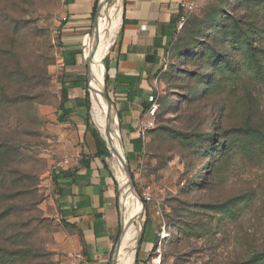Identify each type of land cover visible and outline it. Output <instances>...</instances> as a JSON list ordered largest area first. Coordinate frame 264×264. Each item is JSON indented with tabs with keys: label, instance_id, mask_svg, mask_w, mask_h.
Wrapping results in <instances>:
<instances>
[{
	"label": "rangeland",
	"instance_id": "obj_1",
	"mask_svg": "<svg viewBox=\"0 0 264 264\" xmlns=\"http://www.w3.org/2000/svg\"><path fill=\"white\" fill-rule=\"evenodd\" d=\"M64 16V0H0V255L8 257L0 264H67L53 176L70 159L68 143L80 141L77 125L102 140L88 108L97 12L72 71L63 66ZM117 32L99 70L111 103L105 63ZM64 78L71 115L60 123ZM152 95L153 124L136 155L118 123L137 205L134 264H264V0H195ZM104 148L119 233V184ZM145 232L152 246L140 244Z\"/></svg>",
	"mask_w": 264,
	"mask_h": 264
},
{
	"label": "crops",
	"instance_id": "obj_2",
	"mask_svg": "<svg viewBox=\"0 0 264 264\" xmlns=\"http://www.w3.org/2000/svg\"><path fill=\"white\" fill-rule=\"evenodd\" d=\"M95 1L64 0L63 66L70 71L78 66L79 46L84 53V40L96 13L95 10L93 14ZM181 2L121 0L119 30L105 63V73L107 92L118 123L130 136L132 155L142 150V144L137 145L139 125L180 28ZM75 95L80 96L78 92ZM77 127L80 141L76 137V143H68L70 159L55 172L57 216L62 228L58 250L66 255L67 264H106L119 235L117 191L86 126ZM143 237L142 245H153V233L145 232Z\"/></svg>",
	"mask_w": 264,
	"mask_h": 264
},
{
	"label": "bare ground",
	"instance_id": "obj_3",
	"mask_svg": "<svg viewBox=\"0 0 264 264\" xmlns=\"http://www.w3.org/2000/svg\"><path fill=\"white\" fill-rule=\"evenodd\" d=\"M120 11V0H100L95 21V39L92 45L90 68L88 72V108L91 126L99 132L103 142L112 155L113 174L119 184L122 234L116 246L112 264H131L132 258L130 252L132 249L134 264L136 249V245L134 246V231L136 225L134 214L137 211V205L132 194L128 176L125 172L126 163L124 160L123 144L120 136H118L116 132L117 129L113 110L111 112L107 107L102 94L103 75L99 71L101 62L104 58L102 55L103 50L119 28ZM126 197H128L130 201L129 206L125 202ZM130 207L133 208L134 213L128 217L127 214Z\"/></svg>",
	"mask_w": 264,
	"mask_h": 264
},
{
	"label": "trees",
	"instance_id": "obj_4",
	"mask_svg": "<svg viewBox=\"0 0 264 264\" xmlns=\"http://www.w3.org/2000/svg\"><path fill=\"white\" fill-rule=\"evenodd\" d=\"M97 1H95V4H94V7H93V14L95 13V10H96V7H97ZM63 25V23H62ZM72 66V64H71ZM71 88V85L70 83L64 78L62 79V82H61V88H60V103H59V107H58V110L60 111V116L58 117V120L59 122H65V118H66V115H69V107H68V103H69V98H68V90ZM149 103V102H148ZM150 103L144 107V111H146L149 107ZM88 128V126H86ZM90 135L94 141V146H95V149H96V154L100 157H102L103 159V163H104V157L106 156V151H105V148H104V143L102 142V140L99 138L98 134H96L95 132L93 131H90ZM142 144L141 143V138L138 139L137 141V145H140ZM53 181L55 183V185L57 186V176L56 174L54 173V176H53ZM145 235V233L143 234V236ZM142 236V239L140 241V244L144 243L145 242V238ZM154 239H155V235H154ZM156 241L154 240V243L155 244ZM8 257H5L4 255H0V263L1 261L3 260H7ZM138 259V257H137ZM136 259V261H137Z\"/></svg>",
	"mask_w": 264,
	"mask_h": 264
},
{
	"label": "built area",
	"instance_id": "obj_5",
	"mask_svg": "<svg viewBox=\"0 0 264 264\" xmlns=\"http://www.w3.org/2000/svg\"><path fill=\"white\" fill-rule=\"evenodd\" d=\"M194 6H195V0H182V2L180 4V8H181V15L179 18L180 26L186 21L189 14L192 12ZM154 101H155V98L153 95H151L148 98V102L150 103V105L145 112V116H144L143 121L139 125L140 137L142 136V133H144V131L147 130L148 128H150L153 124L152 118H153L155 111H156Z\"/></svg>",
	"mask_w": 264,
	"mask_h": 264
},
{
	"label": "water",
	"instance_id": "obj_6",
	"mask_svg": "<svg viewBox=\"0 0 264 264\" xmlns=\"http://www.w3.org/2000/svg\"><path fill=\"white\" fill-rule=\"evenodd\" d=\"M98 8H99V4H98L97 9H96L97 13H98ZM96 18H97V16H96ZM95 21H96V19H95ZM95 21H94V24H95ZM93 29H94V26H93ZM92 35H93V31H92L91 35H89V36H87L85 38L84 44H83V52H86V50L88 51V45H89V42L91 40ZM102 94H103V97H104V99L106 101L107 107L110 109L111 112L113 110V114H114V118H115V124H116V129H117L116 132H117V135L120 136V130H119V124H118L117 116H116V113L114 111V107H113L112 103L110 102V100L108 99V96H107L104 88H102ZM125 170L127 172L128 179L130 180V175L128 173V168H127L126 164H125ZM121 234H122V227H120V232H119V235H118V239H117V242H116V244H115V246L113 248L112 254H111L110 264H112V261L114 259L115 249H116L118 241H119V239L121 237Z\"/></svg>",
	"mask_w": 264,
	"mask_h": 264
}]
</instances>
